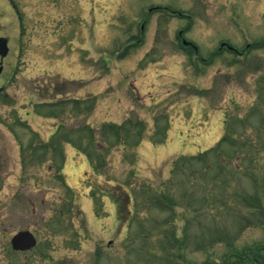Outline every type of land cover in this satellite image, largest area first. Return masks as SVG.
Returning a JSON list of instances; mask_svg holds the SVG:
<instances>
[{
    "label": "rangeland",
    "instance_id": "374dc122",
    "mask_svg": "<svg viewBox=\"0 0 264 264\" xmlns=\"http://www.w3.org/2000/svg\"><path fill=\"white\" fill-rule=\"evenodd\" d=\"M5 4L12 103L0 102V264H264V0ZM80 86L101 94L79 105L92 124L81 137L92 141L82 149L74 139L82 153L64 147L69 184L92 186L73 193L56 162L23 169L15 134L56 125V139L77 136L68 98ZM106 121L125 123V139L114 140V127L100 141L91 127ZM130 127L143 131L130 136ZM96 148L104 156L90 167ZM22 229L38 231L41 248L15 255L10 239Z\"/></svg>",
    "mask_w": 264,
    "mask_h": 264
},
{
    "label": "flooded vegetation",
    "instance_id": "af4514ba",
    "mask_svg": "<svg viewBox=\"0 0 264 264\" xmlns=\"http://www.w3.org/2000/svg\"><path fill=\"white\" fill-rule=\"evenodd\" d=\"M5 1L6 0H0V38H3V40L7 42L8 47H9V53H10L12 37H10L7 33H5L8 28L6 25H3V22H2L4 17L7 14L4 11V10L7 11L6 4L5 6H2L5 3ZM11 23L13 25H16V22H11ZM2 27L4 28V31H3L4 33H2ZM8 55L4 58L0 55V102L4 101L6 105L8 103H12V101H9L11 99H10V95L7 91L6 86L5 85L3 86L4 81L6 80L7 72H8L7 63H6V59ZM64 100L65 99H61L60 101H64ZM74 108L75 107H73V109ZM79 111H80V107H79ZM79 111L77 112L75 110L74 115L76 116V112L79 113L78 114L79 124L77 126V129L80 131L82 126L84 125V119L81 118V112ZM13 113L17 115L15 121L22 122L23 119H21V114H19V111L17 108L13 107ZM17 122H13V123H17ZM75 129L76 127H72V130H75ZM36 131L37 130H33L32 133L27 135L28 138H25V140L23 138H20V136H18L17 134H15V141L16 143H18L20 147V154H21L20 162L22 164L23 169L25 170V168L28 166L33 167V168H35V166H40V165L43 166V164H45L47 161L50 163L56 162L57 164H59V167L57 168L59 170L58 176L64 177L63 171L66 169L67 170L72 169L71 170L72 173L68 174V178H66V180L64 178L63 182L68 189L73 190V188L70 185H68V180H71L72 178L73 167L66 164L64 146L61 143H58L55 141V134L53 132L50 134L40 135ZM78 153H82V152L78 150ZM49 156L51 157L54 156V157L50 158ZM46 157H49L50 159H47ZM47 167L50 169L52 167V164L47 165ZM2 168H3V158L0 154V174H1ZM0 179L2 180V188L0 189V192H2L5 187V178L0 175ZM82 183L84 184V181L79 183L78 186L81 185ZM81 189L83 188H80V190ZM22 232H29L33 235L34 239L36 240V244L33 247L27 248V249L14 247L13 239ZM40 246H41V239H40V234L38 231H31L30 229H22L13 234V236L10 239L9 248L11 247V252L15 255H25L26 253H30L32 250L37 249ZM46 251H47L46 253L49 254L48 250ZM49 256L51 255L49 254ZM28 263L29 262L27 259L23 261V264H28Z\"/></svg>",
    "mask_w": 264,
    "mask_h": 264
},
{
    "label": "water",
    "instance_id": "95a60500",
    "mask_svg": "<svg viewBox=\"0 0 264 264\" xmlns=\"http://www.w3.org/2000/svg\"><path fill=\"white\" fill-rule=\"evenodd\" d=\"M184 44H188V43L185 41ZM7 53H8V48L6 42L0 40V54L2 56H6ZM1 188H2V180L0 179V189ZM35 244H36V240L34 239L33 235L29 232H22L13 239V245L15 248L27 249L33 247Z\"/></svg>",
    "mask_w": 264,
    "mask_h": 264
},
{
    "label": "trees",
    "instance_id": "16d2710c",
    "mask_svg": "<svg viewBox=\"0 0 264 264\" xmlns=\"http://www.w3.org/2000/svg\"><path fill=\"white\" fill-rule=\"evenodd\" d=\"M114 203L117 205V208L121 207L120 206V203H121V200L117 199V197L114 196ZM122 206L125 207V209H129V206H130V201L129 202H122Z\"/></svg>",
    "mask_w": 264,
    "mask_h": 264
}]
</instances>
